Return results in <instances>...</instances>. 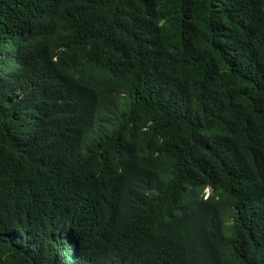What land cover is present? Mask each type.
I'll return each mask as SVG.
<instances>
[{"label": "trees", "instance_id": "trees-1", "mask_svg": "<svg viewBox=\"0 0 264 264\" xmlns=\"http://www.w3.org/2000/svg\"><path fill=\"white\" fill-rule=\"evenodd\" d=\"M0 264H264V0H0Z\"/></svg>", "mask_w": 264, "mask_h": 264}, {"label": "clouds", "instance_id": "clouds-1", "mask_svg": "<svg viewBox=\"0 0 264 264\" xmlns=\"http://www.w3.org/2000/svg\"><path fill=\"white\" fill-rule=\"evenodd\" d=\"M210 194H211L210 190L208 188L205 189L204 192H203V198L207 199L210 196Z\"/></svg>", "mask_w": 264, "mask_h": 264}]
</instances>
